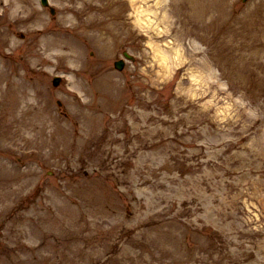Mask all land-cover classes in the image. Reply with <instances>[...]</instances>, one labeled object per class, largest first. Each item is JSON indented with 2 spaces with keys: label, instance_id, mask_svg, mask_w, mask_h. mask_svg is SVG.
I'll return each instance as SVG.
<instances>
[{
  "label": "rangeland",
  "instance_id": "obj_1",
  "mask_svg": "<svg viewBox=\"0 0 264 264\" xmlns=\"http://www.w3.org/2000/svg\"><path fill=\"white\" fill-rule=\"evenodd\" d=\"M25 1L0 9L26 88L22 121L0 95V264H264V63L237 70L264 0Z\"/></svg>",
  "mask_w": 264,
  "mask_h": 264
},
{
  "label": "bare ground",
  "instance_id": "obj_2",
  "mask_svg": "<svg viewBox=\"0 0 264 264\" xmlns=\"http://www.w3.org/2000/svg\"><path fill=\"white\" fill-rule=\"evenodd\" d=\"M1 7L3 8L4 13L9 11L12 15H15V17H17L18 22H20L21 19L25 20L29 17L28 12L30 11V8H29L30 6H29V3H27L25 0H0V9H1ZM21 14H23L24 17ZM27 14H28V16H27ZM20 16H22V17H20ZM66 48H68V47H66ZM41 49L44 51V55H46L45 50H48V46L45 44L41 47ZM249 51L250 52L247 56L243 55L240 58L241 63L237 69L239 72L245 73V72L251 70L252 66L260 67L264 63V61H263V59H264V45H261L260 47H257V46L250 47ZM74 53H72V54H74ZM72 54H69V56L72 57ZM46 58H50V56H47ZM6 68H8V67H7L6 63H4L2 61V57L0 56V95H2V94L5 95V97L8 101L7 107H8V113L11 115V119L13 121H16V120L22 121L21 117H20L21 115H18V113H17V109H18V111L21 109L20 106L18 108L17 99L20 96L19 94L20 93L23 94L22 91H25L26 88L23 86V84L13 82L11 85V88L9 87L10 90L7 87V90L5 91L3 88V83L6 80L10 79L11 76H14L13 72L7 73ZM239 74H241V73H239ZM15 76H17V74H15ZM14 96H16V98ZM29 126H31V125H28L27 123H26V125L25 124L24 125L19 124L18 129H17V133H19V130L20 131H27L29 129L28 128ZM32 126L36 129V121L34 123L32 122ZM41 128H42V126H41ZM42 130H43V128H42ZM29 131H31V129ZM19 134L23 135V133H19Z\"/></svg>",
  "mask_w": 264,
  "mask_h": 264
}]
</instances>
